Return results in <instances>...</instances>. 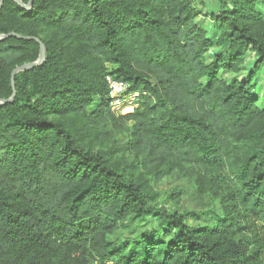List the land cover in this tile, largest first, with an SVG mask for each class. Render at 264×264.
Instances as JSON below:
<instances>
[{
    "label": "trees",
    "instance_id": "16d2710c",
    "mask_svg": "<svg viewBox=\"0 0 264 264\" xmlns=\"http://www.w3.org/2000/svg\"><path fill=\"white\" fill-rule=\"evenodd\" d=\"M214 2L206 29L196 0H3L0 35L45 59L0 104V264H264V0ZM38 55L0 41V100ZM161 179L198 210L157 206Z\"/></svg>",
    "mask_w": 264,
    "mask_h": 264
},
{
    "label": "rangeland",
    "instance_id": "374dc122",
    "mask_svg": "<svg viewBox=\"0 0 264 264\" xmlns=\"http://www.w3.org/2000/svg\"><path fill=\"white\" fill-rule=\"evenodd\" d=\"M198 9L203 12L205 15H202L201 18H198V22L202 24V26L206 29L210 27V20L208 19V14L217 12V5L214 0H196ZM203 1V3L201 2ZM212 29L208 30V35L211 34ZM220 49L214 48L210 53V56L218 53ZM253 56L249 54L245 62V70H243L239 74H229V73H221V78L224 79L227 83H231L234 80L243 81L247 80L252 70ZM252 93L258 98V107L264 108V70L261 69L255 73V77L252 81ZM131 112H123L121 115L129 114ZM179 184L174 179H161L159 181L152 183V188L160 194V199L157 200V206L164 207L166 210H178L180 213L185 214V212L198 210L195 201L192 199V193L190 192L189 196H183L179 203L175 204L174 202H170L167 197L168 191L177 187ZM191 224V222L189 221ZM159 228H156L155 224H146L139 230V233H146L148 230L157 231ZM121 237L123 240H130L133 236L127 235L122 232L117 236Z\"/></svg>",
    "mask_w": 264,
    "mask_h": 264
},
{
    "label": "built area",
    "instance_id": "2783aa9c",
    "mask_svg": "<svg viewBox=\"0 0 264 264\" xmlns=\"http://www.w3.org/2000/svg\"><path fill=\"white\" fill-rule=\"evenodd\" d=\"M109 90V110L122 114L123 112H133L139 105L140 94L129 91V86L122 82L114 80L111 77L106 78Z\"/></svg>",
    "mask_w": 264,
    "mask_h": 264
},
{
    "label": "water",
    "instance_id": "95a60500",
    "mask_svg": "<svg viewBox=\"0 0 264 264\" xmlns=\"http://www.w3.org/2000/svg\"><path fill=\"white\" fill-rule=\"evenodd\" d=\"M13 1L16 3V5L18 7H20L21 9H24V10H29L30 7H31V2H32V0H29V2L27 4H23L20 0H13ZM2 2H3V0H0V9H1ZM8 37H15L17 39L26 40V41H30V40L35 41L39 45V55H38V59L35 62L24 64V65H22L20 67H16L12 71L11 79H10L11 88H12V97L10 99L6 100V101L0 100V104L9 103V102L12 101V98L14 96V76L17 73H19V72L30 70L32 68L40 66L44 62V59H45V48H44L43 44L39 40H37L35 38H30V37H22L20 35H16L14 33H10V34L4 35V36L0 35V41L6 39Z\"/></svg>",
    "mask_w": 264,
    "mask_h": 264
}]
</instances>
